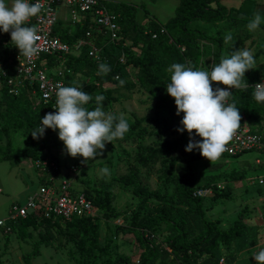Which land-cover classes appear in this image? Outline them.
Listing matches in <instances>:
<instances>
[{"label":"rangeland","instance_id":"obj_1","mask_svg":"<svg viewBox=\"0 0 264 264\" xmlns=\"http://www.w3.org/2000/svg\"><path fill=\"white\" fill-rule=\"evenodd\" d=\"M110 1V0H109ZM115 3H125L136 6V23L141 26L146 24V18L151 17L159 23H166L174 16L178 5L177 0H111ZM10 3V1L8 0ZM254 3H264V0H219L218 3L226 8L229 13L227 21L215 24H206L199 21L190 23V28H195L208 35H215L220 32L223 39V56L237 48H248L254 55L264 49V30L248 31L246 25L251 20L254 11ZM58 18L64 23L68 19L67 10L59 8ZM242 16V17H241ZM231 33L234 43L225 44L224 37ZM251 34V35H250ZM171 43L178 45L181 40L180 35L174 32L170 36ZM131 37L127 38V42ZM191 42L197 44L199 48L198 56L188 57L190 63L198 69L209 70L211 66V46L207 42L200 41L194 37L189 38ZM129 43V42H128ZM145 43L139 41L130 51L131 57L140 59L144 55ZM256 58L257 67L245 73L246 82L252 83L264 78V55ZM130 77L117 83H106L102 88L95 86L97 81L90 72L77 73L75 80L82 85L81 90L93 95L87 107L91 110L95 107V96L102 95L106 99L102 102L104 110L112 113H124L129 119L130 130L123 139H116L112 143H107L103 154L94 160L82 162L83 158L77 156L70 157L62 141L58 138V130L50 135L46 148L43 152L45 159L54 158L59 165L62 176L71 178L67 170L71 166L83 165L75 189L86 193L88 196L94 194V190L102 186L110 187L112 201L109 210L115 215H108V212L97 209L94 223L99 232V245L104 247L109 244V257H98L95 264H106L113 262L116 256H125L129 264H139L140 256L152 248L161 244L165 247L167 239L166 226L157 225L153 231H141L132 225V214L139 204L138 198L133 195L132 189L125 187L122 179L132 175L147 189L149 194H159V199L150 197L141 214L148 212L153 206H158L160 202H168L175 197V180L183 173V163L177 162L172 173L168 167L161 164V160L144 162L148 153L146 148L159 147L171 144L176 140V136L165 132L161 127L147 121L137 124L139 119H156L162 122L164 118L176 130L181 127L180 120L183 113L176 115V107L165 108L161 102L153 95L149 94L140 84L137 69L129 67ZM123 85L122 87H119ZM101 89V91H99ZM169 100L174 99L167 94ZM2 92L0 91V147L8 146L9 151L15 152L17 149L28 148L30 142L24 135L21 128L17 126L16 120L7 111L6 106L1 102ZM175 103V102H174ZM247 126L256 130L264 131V117L260 128ZM2 128V131H1ZM184 141H189L187 132H180ZM193 139L195 133L192 134ZM4 151V150H3ZM190 155H197L199 160L192 162L193 175L197 178L204 176H216L214 173H221L213 185H228L231 194L228 198L213 199L205 197L204 207L206 219L220 220L221 228L228 230L238 218L240 212L245 209H256L264 211V192L257 184L252 185L244 178L234 177L239 173L232 171L246 170L247 177L257 178L261 175L258 167L255 166V159L259 158L264 162V157L258 153L248 152L238 157L220 159L210 162L200 155L199 149L188 152ZM3 152L0 151V156ZM142 158V159H141ZM171 158H180V154H172ZM222 162V163H221ZM107 167L110 175H102L101 169ZM234 174L228 175L230 173ZM227 173V174H226ZM213 174V175H211ZM220 174V173H219ZM40 172L35 168L34 162L29 158H22L17 164L13 161L0 162V220L6 219L13 206L25 204L29 195L38 189ZM240 178V179H239ZM203 182V181H201ZM264 191V190H263ZM258 216L256 223L261 224L263 217ZM143 232V237L141 234ZM52 238L43 229L31 226H21L14 228L10 233L0 232V264H27L26 258L33 252L34 246H39L40 255L29 260L30 264H76L80 260L85 249V242L74 229L56 227L50 230ZM146 239L147 242H143ZM259 242H264V229L260 228ZM264 248V243L259 250ZM253 251H245L238 255L234 264H256L251 261ZM157 264H178L171 259L165 263Z\"/></svg>","mask_w":264,"mask_h":264},{"label":"trees","instance_id":"obj_2","mask_svg":"<svg viewBox=\"0 0 264 264\" xmlns=\"http://www.w3.org/2000/svg\"><path fill=\"white\" fill-rule=\"evenodd\" d=\"M156 2L157 0H150ZM178 5L175 9L174 16L166 23H159L157 20L148 17L145 25L139 26L136 23L135 14L136 6L125 3L108 2L107 7L115 15H117V24L120 28V37L118 47H114L109 43V36L102 39L106 45V61L111 66V71L107 75H98V66L87 57V51L84 50L79 57L67 58L57 57L48 59L47 63L50 67L58 65L65 60V66L74 72L66 80L69 86H79L75 80L77 73L90 72L95 76L96 87L102 88L106 83H117L125 81L130 77L129 67L137 69L140 78V84L144 90L153 95L161 102L165 108L175 106L167 96L166 86L170 83L171 73L169 67L174 63H183L186 66L195 65L190 63L188 57L199 54L197 44H194L189 38H196L200 41L207 42L211 46L212 63L209 66L211 70L214 64H218L223 57V39L220 32L215 35H208L195 28H190V23L199 21L206 24H219L225 22L229 18V13L225 7L215 3L219 0H177ZM166 30V35L158 36L152 39V35L159 31L160 28ZM89 30L85 27L82 33ZM177 32L181 40L178 45H173L170 35ZM81 36L78 33L76 37ZM62 39L72 43L74 38L67 35H61ZM131 40L127 42V38ZM0 38L13 45L10 33L0 32ZM139 41L145 43L144 55L140 59L131 57L130 51L132 47L137 45ZM184 49V52H181ZM264 55V49L258 51L255 57ZM122 58V59H121ZM198 69V68H196ZM264 76V72H263ZM118 77V79H115ZM260 80V79H259ZM248 83V82H247ZM253 83V82H252ZM248 87L247 90H234L232 98L236 103L241 115V125L246 123L251 126L260 128L264 117V102L257 103L253 98V89ZM123 85L119 84V87ZM2 92L1 102L6 106L7 111L16 120L17 126L22 129L24 135L30 142L28 148L17 149L15 152L9 151L8 146L4 149L0 147L3 155L0 156V162L13 161L19 163L22 158H29L33 162L44 160L43 152L46 143L52 135V129H46L43 137L33 139L31 131L35 130L41 120L42 110L34 104L35 97L31 92L24 91L19 95H9L5 90L0 88ZM101 91V89H99ZM103 95V93H101ZM147 121L153 123L157 127H161L165 132L176 136V140L171 144H165L159 147H148L146 151L147 157L142 159L144 162L161 160V164L167 166L170 173L173 172L177 162L183 163L184 173L175 180V197L168 202H160L158 206H153L148 212L141 214L152 196L159 199V194H149L147 189L136 178L133 173L131 176H125L122 183L125 187L132 189L133 195L138 198L139 204L132 214V225L141 231H153L157 225H165L167 239L165 247L158 244L152 246L148 252L140 256L139 264H157L165 263L171 259L178 264H218L221 259L224 264H234L238 255L246 250L255 247L258 243L259 228L248 226L244 223L245 210L239 213L238 218L228 230H222L218 226V221L207 220L203 206V198L195 196V192L202 188L214 187L213 182L221 176H204L200 179L193 175L192 162L199 160L197 155H190L185 151L189 141H184L181 133L171 126L167 119L162 122L156 119H139L137 124ZM247 125V124H246ZM260 131L259 129H256ZM2 131V128H1ZM201 138L195 136L194 140L199 141ZM4 150V151H3ZM180 154V158H171L172 154ZM54 159V158H52ZM234 175V174H228ZM234 177H238L235 176ZM203 181V182H201ZM217 181V180H216ZM231 192L229 186H225L222 190L214 192V198H228ZM93 205L100 210L108 212V215H115L109 210L112 201L110 187L102 186L94 190V194L89 196ZM94 218L73 219L61 223L56 220L50 221H17L14 228L28 225L31 227L43 228L52 238L50 230L56 227L74 229L82 240L85 242V249L80 260H76V264H95L98 257H109V244L104 247L99 245V232ZM13 228V229H14ZM143 232L141 238L143 237ZM143 242H147L143 239ZM40 255L39 246L35 245L33 252L26 258L29 263L31 258ZM106 264H129L125 256H116L113 262L108 261Z\"/></svg>","mask_w":264,"mask_h":264},{"label":"clouds","instance_id":"obj_3","mask_svg":"<svg viewBox=\"0 0 264 264\" xmlns=\"http://www.w3.org/2000/svg\"><path fill=\"white\" fill-rule=\"evenodd\" d=\"M44 5L40 0L30 3L29 0H0V32L10 33L11 42L20 55L28 59L39 54L40 36L35 26H30L31 18L37 17ZM264 23V16L259 12L247 23L248 31H256ZM234 37L228 33L225 44L232 43ZM234 43H232L233 45ZM257 61L254 52L248 48H237L221 57L211 70L196 69L183 63L172 64L170 83L166 86L167 94L174 99L176 115L183 113L178 132H187L189 142L186 152L199 149L200 155L208 161L218 160L227 150L241 126V115L232 91L247 90L245 73L255 69ZM111 66L100 63L98 75H107ZM213 82L225 87L213 88ZM123 84V81H121ZM79 86H60L55 91L56 111L46 113L38 127L31 131L33 139L43 137L46 129L58 130V138L63 142L70 157L80 156L84 163L94 160L103 154L107 143L123 139L130 130L128 117L124 113L106 112L102 102L103 95L95 96V107L87 105L93 101V95L81 90ZM252 93L257 103L264 102V83H257ZM201 139L195 141L192 134ZM102 175H110L105 167ZM256 264H264V248L251 256Z\"/></svg>","mask_w":264,"mask_h":264},{"label":"built area","instance_id":"obj_4","mask_svg":"<svg viewBox=\"0 0 264 264\" xmlns=\"http://www.w3.org/2000/svg\"><path fill=\"white\" fill-rule=\"evenodd\" d=\"M29 2L35 3L36 0ZM108 2V0H40L44 9L30 21V26H35L40 36L39 54L28 59L20 55L14 45L10 46L7 41L0 38V88L14 96L24 91L31 92L35 97L34 104L42 110L41 119L46 113L55 112V91L60 86H69L66 80L74 72L65 66V60L53 67H50L47 61L57 57H79L84 50L92 62L100 64L106 61V45L102 40L104 36L108 35L109 43L116 48L121 39L117 15L108 9ZM61 7L67 10L68 15L64 23L58 18V10ZM85 27H89V30L82 33ZM78 33H81V36L76 37ZM166 34V30L161 27L152 35V39ZM61 35L74 38V41L69 43L62 39ZM181 52H184V49H181ZM257 83H264V78L253 82L251 86ZM212 86L214 89L225 87L215 82ZM251 88L254 91V88ZM230 90L233 92L235 89ZM248 152L258 153L264 157V131L252 130L244 124L240 126L221 157L233 158ZM34 164L40 172L38 189L28 196L25 204L13 206L8 217L0 220V232L10 233L17 221L58 220L64 223L73 219L95 217L97 208L92 200L86 193L74 187L83 170L82 164L68 168L66 175H70L71 178L62 176L58 163L52 158L37 160ZM255 166L264 167V162L256 158ZM223 188L221 184L215 185L218 191ZM215 189L202 188L194 195L201 198L213 197ZM258 227L259 230L264 229V217ZM218 264H224V260L221 259Z\"/></svg>","mask_w":264,"mask_h":264},{"label":"crops","instance_id":"obj_5","mask_svg":"<svg viewBox=\"0 0 264 264\" xmlns=\"http://www.w3.org/2000/svg\"><path fill=\"white\" fill-rule=\"evenodd\" d=\"M109 1V0H108ZM110 2H112L111 0H110ZM254 6H255V8H254V11H253V16H254V14L255 13H257V12H259L262 16H264V3H254ZM253 16H252V18H253ZM242 17V16H241ZM251 18V19H252ZM62 21V20H61ZM259 29H262V30H264V23H262L260 26H259ZM251 35V34H250ZM220 159H228V158H225V157H220L218 160L220 161ZM222 163V162H221ZM255 163V162H254ZM258 169H259V171L261 172V175L260 176H258L257 178H249V177H247V173H246V170H243V171H241V170H239V171H232L233 173L235 172H237V173H239V175L237 174V176H241L240 178L242 179V178H244V180L246 181V182H249V183H251L252 185H255V184H257V186L258 187H260L262 190H258L259 191V193L260 194H262L264 191V167H258ZM219 173H223V172H221V171H219ZM219 173H214V175H218ZM228 173H230V172H228ZM227 174V173H226ZM211 175H213V174H211ZM239 178V179H240ZM229 182H235V180L234 181H230V180H228L227 182H226V186H229L228 185V183ZM225 187V186H224ZM231 194V193H230ZM209 198H212V200L213 199H215L214 198V196L213 197H209ZM204 200V199H203ZM203 206H204V201H203ZM204 211H205V207H204ZM258 216H260L259 218L261 219L262 217H264V211L262 210V211H259V210H256V209H251V210H249V209H245V213H244V223L246 224V225H248V226H251V227H256V228H259L258 226H259V223H256L255 222V220H257V218H258ZM205 218H206V215H205ZM207 220H209V219H207ZM212 221H215V220H212ZM218 221V226L221 228V222H220V220L218 219L217 220ZM222 229V228H221ZM223 230V229H222ZM259 233V232H258ZM258 240H259V234H258ZM262 243H264V242H259L258 241V243H257V245L255 246V247H253V248H251V249H249V250H246V251H253V254L255 253V252H257V251H259V247H260V245L262 244ZM245 252V251H244ZM243 253V252H242ZM241 254V253H240ZM239 254V255H240ZM252 254V255H253ZM238 258V257H237ZM237 260V259H236ZM251 261L252 262H256L252 257H251ZM236 262V261H235ZM234 262V263H235Z\"/></svg>","mask_w":264,"mask_h":264}]
</instances>
